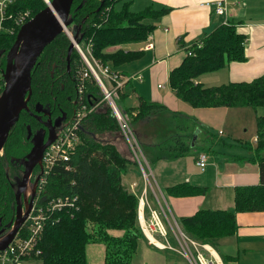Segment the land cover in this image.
I'll return each instance as SVG.
<instances>
[{"label":"trees","instance_id":"trees-1","mask_svg":"<svg viewBox=\"0 0 264 264\" xmlns=\"http://www.w3.org/2000/svg\"><path fill=\"white\" fill-rule=\"evenodd\" d=\"M117 1L119 0H73L68 27H79L82 35L78 43L89 42L94 58L102 65H107V68L122 74L115 67L137 58L142 52L124 50L121 46L143 42L155 28L153 21L165 14L169 7L156 9L147 5L134 11L129 8L131 0H126L116 10L114 6ZM45 5L43 0H15L7 11L16 13L29 10L33 16ZM16 32L17 30L12 33L0 31V49L3 50L0 54V69L4 66L5 52L12 44ZM244 40V33L235 24L228 22L217 25L198 39V45L191 46L192 54L184 55L179 64L169 70L170 89L179 99L193 107L249 106L256 111L264 106V73L250 80L228 81L219 85H203L195 81L201 73L217 70L230 61H244ZM69 43L70 39L61 31L38 55L36 65L31 69L29 105L50 101V88L53 94L55 90H60L63 80L51 78L49 71L53 63L65 68L64 55ZM70 55V66L73 68L72 72L76 73L81 61L74 47ZM92 79L89 77L86 80L81 96L87 105L100 100L99 87ZM119 91L118 89L115 102L131 122L145 153L153 148L155 157L179 156L190 149L196 124L191 120L189 125L188 117L172 111L163 118L165 124L170 127L179 125L190 132L180 139L173 137L174 135L163 137L152 144L153 147L151 144H144L142 137L146 135L147 129L142 122H149L157 112L169 109L141 98L135 108L124 107ZM100 103L82 120L78 132L80 139L70 156L69 168L58 166L48 178L44 196L76 195L79 207L72 214L61 212L57 222L45 226L39 243L41 252L30 258L40 264H88L85 247L90 242L104 245L103 264H131L138 242L144 239L137 222V196L121 180L126 164L132 163V159L115 118ZM32 120L28 113L21 110L1 151L10 146L15 149L18 145H24L25 125L31 124ZM255 123V157L252 160L258 166L260 183L235 187L234 210L198 209L191 215L179 217L183 229L192 237L213 244L216 238L234 234L237 228L235 211L264 210V114H255ZM103 137L111 138L101 141L99 138ZM122 146L126 149V155L121 153ZM194 191L193 187L174 185L165 192L184 195Z\"/></svg>","mask_w":264,"mask_h":264},{"label":"crops","instance_id":"crops-1","mask_svg":"<svg viewBox=\"0 0 264 264\" xmlns=\"http://www.w3.org/2000/svg\"><path fill=\"white\" fill-rule=\"evenodd\" d=\"M142 1L146 3L144 6L151 5L156 9L166 6L169 10L153 21L155 28L148 36L151 47H145L146 39L143 42L121 46L124 50L142 52L137 58L115 67L123 75H132L119 89V93L122 94V104L127 108H135L141 98L157 102L169 109L157 112L149 122H142L147 129L146 135L142 137L144 144L154 145L157 140L172 135L180 139L181 136L190 132L179 125L170 127L165 124L163 118L171 111L182 115L183 111L188 113V116L191 115V118L186 116L189 118V125L191 120L196 124L195 129L193 128L196 137L185 154L155 157L153 148H150L152 151L146 150L145 154L151 163L154 177L164 192L174 185H185L195 189L191 194L184 195L165 192L171 212L178 219L181 216L191 215L198 209L234 210L235 187L260 183L258 166L252 160L255 157V137L252 142L244 141L236 135L231 138V134L221 137L224 131L220 128L215 131L214 126L204 120H213L222 115L221 124H225L226 127L232 126L228 130L236 134L234 125L239 126L244 121V115L241 110H236L237 112L234 113L237 109L235 107H193L187 102L189 107L181 105V99L168 85L169 70L179 64L185 55L182 44L192 43L208 34L222 23L223 17L203 4L210 0ZM224 1L227 8V20L235 24V27L245 35L243 47L245 59L230 61L225 66L207 73L216 75L197 77L195 81L203 85H214L210 84L211 79L212 83L215 79L224 82L250 80L264 73V0ZM132 2L133 0H131L130 9ZM147 80L149 83H146ZM208 82L209 84H206ZM166 84L168 87L165 86ZM246 108L242 107L245 113H247ZM163 113L166 115L161 118ZM132 114H135V111H132ZM195 115L198 118H195ZM158 121L163 126L161 129H156ZM177 130H179L178 137ZM208 135L211 138H207ZM197 140L202 143L201 149L198 148V144H195ZM193 148L194 153L191 152ZM201 150L207 154L203 169L199 168L195 162L196 155ZM136 171V167L131 165L126 168L124 175H121L127 187L135 180ZM235 219L237 228L234 234L216 238L211 244L219 261L221 264H264V210L235 211ZM214 243L216 248L213 246ZM141 244L144 251H137V248L132 264H188L175 252L159 250L148 244L146 240H141ZM101 248L92 247V251H87L86 245L85 255L88 264H103L104 251ZM93 253L96 255L95 262H89V255ZM19 264H40V262L29 258Z\"/></svg>","mask_w":264,"mask_h":264},{"label":"built area","instance_id":"built-area-1","mask_svg":"<svg viewBox=\"0 0 264 264\" xmlns=\"http://www.w3.org/2000/svg\"><path fill=\"white\" fill-rule=\"evenodd\" d=\"M15 0H0V31L4 30L12 33L18 30L19 26L28 20L29 10H20L16 13L8 12L9 5ZM46 4L49 0H43ZM203 4L223 17L222 24H228L227 8L224 0H210ZM145 47H151L149 37L146 38ZM198 41V40H197ZM194 41L184 44L185 55L192 54L191 46L198 45ZM88 42L85 51L80 48L79 43L74 42V48L81 54V65L78 69V89L79 103L75 114L60 127L55 138L44 148L41 155V166L38 172V179L35 188L34 198L21 226L16 231L12 240L1 250L0 264H19L26 259L36 257L40 254L39 243L42 232L47 224H53L60 218L61 212L72 214L79 207V199L76 195L57 194L54 196H44L45 187L52 171L58 166L66 169L69 167V159L79 142L78 132L82 125V120L89 112L99 105L102 100L108 102L111 114L115 118L121 137L128 151L133 164L139 173L141 185L137 186L135 181L129 183L128 188L132 193L138 189L137 193V222L146 242L160 250H170L179 254L188 264H221L216 256L213 247L206 241L198 240L189 235L182 227L168 205L165 192L158 185L151 163L149 162L142 144L131 126L127 116L118 108L115 97L117 90L123 86L124 82L131 76H126L115 72L107 65L91 55ZM102 76L110 85L107 87ZM92 77L101 89L102 97L93 105H87L82 99V93L86 80ZM4 80L0 71V92L3 89ZM102 99V100H101ZM220 132V131H218ZM256 137L254 138V141ZM207 154L205 151H198L195 162L203 169L206 165Z\"/></svg>","mask_w":264,"mask_h":264},{"label":"water","instance_id":"water-1","mask_svg":"<svg viewBox=\"0 0 264 264\" xmlns=\"http://www.w3.org/2000/svg\"><path fill=\"white\" fill-rule=\"evenodd\" d=\"M72 2L73 0H49V3L19 26L12 44L5 52V63L0 69L4 80V86L0 92V151L20 111L27 109L26 102L31 91V69L38 55L48 42L61 31H65L71 22L69 12ZM81 35L79 27L71 26L67 55L74 47V42H79ZM2 52L3 50L0 49V54ZM194 133H192V140L196 137ZM55 136L56 131L49 133L44 141L40 134L38 139H34V144L27 154L32 164L40 161L44 148ZM191 144L193 145V141ZM30 169L31 166H27L25 172L28 174ZM37 178L38 176L35 180ZM29 208L30 204L26 207V211L17 217L10 231L0 238L1 250L12 240Z\"/></svg>","mask_w":264,"mask_h":264},{"label":"flooded vegetation","instance_id":"flooded-vegetation-1","mask_svg":"<svg viewBox=\"0 0 264 264\" xmlns=\"http://www.w3.org/2000/svg\"><path fill=\"white\" fill-rule=\"evenodd\" d=\"M71 51L67 55L68 50H66L67 56L64 55L65 68H62L61 65L56 66L54 63L51 65L50 77L63 80V82L60 83V90H55V94L50 88V101L44 104L29 105L30 91L26 102L27 109L24 111L33 120L31 124L25 125L24 145H18L15 149L10 146L8 149L0 151V238L10 231L17 217L26 211L28 204L31 207L38 179L35 180V178L38 176L41 166V158L39 162L32 164L27 156L34 144V139H38L40 134L44 141L49 133L57 132L58 128L63 126L77 111L80 92L78 70L76 73L72 72ZM34 65H36V61ZM65 84H67L66 88ZM52 85L53 81L51 87ZM20 147L22 148L18 152ZM27 166H31L28 174L25 172Z\"/></svg>","mask_w":264,"mask_h":264},{"label":"rangeland","instance_id":"rangeland-1","mask_svg":"<svg viewBox=\"0 0 264 264\" xmlns=\"http://www.w3.org/2000/svg\"><path fill=\"white\" fill-rule=\"evenodd\" d=\"M122 1L123 0H119V1H117L116 3H115V8H116V10L120 7V5H121V3H122ZM148 4V3H147ZM144 5H146V3L145 2H143L142 0H133V2H132V4H131V9H134V10H137V9H140L141 7H143ZM262 8V7H261ZM64 33L68 36V38L70 39V35H71V29H70V27H67V29L64 31ZM85 43H79V46H80V48L84 51V53H85V55H86V57H87V54H86V51H85ZM90 47V52H91V46H89ZM75 50H76V48H74ZM76 52L79 54V61H81L82 62V59H81V54H80V52L79 51H77L76 50ZM173 53H174V51H172ZM88 58V57H87ZM89 59V58H88ZM207 73H209V72H205V73H201L200 75H198L197 77H206V75L207 76H210V75H216V74H207ZM216 73V72H215ZM93 81H94V83H95V85H98L97 84V82L94 80V79H92ZM102 80H103V82H104V84L107 86V87H109L110 85L108 84V82H106L107 80H105V78L102 76ZM149 83V81L147 80L146 81V83ZM204 82V81H203ZM209 82H211L210 84H214V85H219V84H222V83H226V82H224V81H222V80H219V79H215V81H213V83H212V79L209 81ZM209 82L208 83H206V84H209ZM228 82V81H227ZM166 87H168V85L166 84L165 85ZM98 87H99V85H98ZM99 90H98V95H99V97L101 98L102 97V95H101V89H100V87L98 88ZM115 99H116V97H115ZM102 100V99H101ZM101 103H103L104 104V108H105V110H108L109 109V111H111L110 110V108H109V105H108V102L107 101H105V100H102V102ZM100 103V104H101ZM180 103H181V105H186V106H188V104L186 103V102H183V101H181L180 100ZM189 107V106H188ZM242 107H247L245 110L247 111V113H245L244 111H243V109H242ZM108 108V109H107ZM235 108H237V109H235L234 110V113L235 112H237L236 110H241V112H242V114L244 115V121L239 125V126H235L234 125V129H235V131L234 132H236V134H234V133H231L229 130H228V128H232V126H228V127H226V125L225 124H221V121H222V115H220L218 118H214L213 120H208V119H205L204 121H208L209 122V124L211 125V126H214V128H215V131L217 130V129H221V130H223L224 131V135H220V133H219V135L221 136V137H226V135L227 134H231L232 136H231V138H233L235 135L236 136H238V137H241L244 141H249V142H252V140H253V138L255 137V134H256V123H255V114H264V106H262V107H259V108H257V110L255 111V110H253L251 107H249V106H239V107H235ZM257 112V113H256ZM183 113V115H185V116H188V113H186V112H182ZM164 115H166V114H164L163 113V116L161 117V118H163L164 117ZM167 116V115H166ZM191 116V115H190ZM190 116H188V117H190ZM196 117L195 118H198L197 117V115H195ZM191 118V117H190ZM127 119H128V117H127ZM129 120V119H128ZM196 120V119H195ZM162 124L158 121L157 123H156V129H161V127H163V126H161ZM206 128V127H205ZM161 132V131H160ZM111 134H107V136H110ZM158 135H159V132H158ZM218 135V136H219ZM104 138H106V140L109 138H111V137H103V138H99L101 141H106V140H104ZM207 138H211L209 135L207 136ZM228 140L230 139V138H227ZM212 140H215V138L213 139L212 138ZM202 141V140H201ZM196 145L198 144V148L199 149H201L202 148V143L201 142H199L198 140L196 141V143H195ZM195 145V146H196ZM254 145V144H253ZM191 152L192 153H194V148L191 150ZM121 153L122 154H127V152H126V149L124 148V146H122V149H121ZM230 153H232V151H230ZM127 158H128V156H127ZM129 161H130V159H129ZM132 165V167H133V162L132 163H128V164H126V166L127 167H130L131 165ZM135 166V165H134ZM126 167V168H127ZM137 170V169H136ZM125 172V171H124ZM137 173V176L139 175V173H138V170L136 171ZM123 175H124V173H122ZM121 174V175H122ZM136 175H135V180H137V181H135V182H137V183H139V186L141 185V179L139 178V177H137ZM122 179H123V177H121ZM121 179V180H122ZM122 182H123V184L127 187V185H126V183H124V180H122ZM137 186H138V184H137ZM128 188V187H127ZM129 189V188H128ZM133 191V190H132ZM131 191V192H132ZM137 191H138V189H134V193L136 192L137 193ZM116 232V231H115ZM116 233H118V232H116ZM142 240H145V239H142ZM139 246V247H138ZM138 246H137V248H138V250L137 251H144L141 247L143 246L142 244H141V240L138 242ZM213 246H215V243H214V245ZM92 247L93 248H101V249H103V251H104V245L102 244V243H100L99 244V242H96V243H92V242H90V243H88L87 244V251H92ZM215 248H216V246H215ZM160 250V249H159ZM163 251H170V250H163ZM134 256L135 255H133L132 256V259H131V262L133 261V258H134ZM95 258H96V255H95V253H93V255L91 254V255H89V258H88V261L89 262H95ZM132 264V263H131Z\"/></svg>","mask_w":264,"mask_h":264}]
</instances>
